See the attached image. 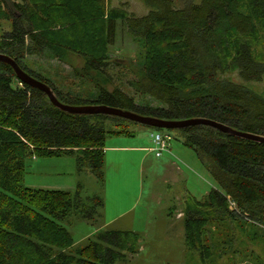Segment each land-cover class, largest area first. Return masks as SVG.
Segmentation results:
<instances>
[{
    "label": "trees",
    "instance_id": "16d2710c",
    "mask_svg": "<svg viewBox=\"0 0 264 264\" xmlns=\"http://www.w3.org/2000/svg\"><path fill=\"white\" fill-rule=\"evenodd\" d=\"M142 1L153 9L135 16L126 3L114 7L111 0H0V53L50 85L64 104L105 105L169 120L205 117L264 136V95L222 77L235 72L247 82L264 80V0ZM117 20L143 51L144 63L135 65L129 86L160 106L139 105L122 89L104 86L111 81L105 68L118 64L109 53ZM67 52L84 60L86 74L102 78L94 98L60 90L24 63L27 55L64 60ZM106 121L137 123L66 112L0 61V264H112L137 250L140 234L132 230H107L100 241L74 247L63 223L73 208L91 218L101 198L93 196L90 208L78 187L31 188L23 181L26 159L39 155H74L78 171H98L106 133L123 132L107 131ZM163 130L191 148L218 185L201 199L186 195L188 249L205 263L259 243L261 251L248 255L264 264V142L205 124Z\"/></svg>",
    "mask_w": 264,
    "mask_h": 264
},
{
    "label": "rangeland",
    "instance_id": "374dc122",
    "mask_svg": "<svg viewBox=\"0 0 264 264\" xmlns=\"http://www.w3.org/2000/svg\"><path fill=\"white\" fill-rule=\"evenodd\" d=\"M175 2L179 5L181 0ZM194 2L199 3L200 0ZM8 4L12 5L11 0H8ZM122 4L135 16L145 15L153 9L142 0H111L114 7ZM12 11L16 14L15 10ZM1 26L8 29L9 22L2 21ZM109 53L118 64L111 62L105 68L111 81L107 84L104 82V86L108 90L115 87L122 89L139 105L160 106L157 101L137 93L129 86L135 65L144 63L143 51L120 20L116 22L115 40L109 46ZM64 58L59 60L50 54L27 55L24 63L53 81L56 88L86 99L94 98L97 94L95 85L102 78L93 72L86 74L81 70L84 60L80 56L67 52ZM222 77L247 85L264 95V80L247 82L235 72L224 73ZM105 129L123 132L106 133L103 164L96 172L78 171L74 155H39L26 159L23 180L26 186L62 190L78 187L83 201L90 208L94 206L91 200L93 196L101 198L102 203L91 218H83L78 209L73 208L68 220L63 223L73 236L74 247L100 241L98 236L107 230H132L140 234L139 247L134 253H127L112 264H255L248 253L250 250L259 253V243L240 246L238 249L241 252L236 256L228 252L205 263H201L196 252L188 249L183 218L186 195L188 193L201 199L218 185L195 152L184 145L179 137L173 138L171 135L170 149L157 157L152 150L142 147L150 149L151 134L165 130L130 121L119 124L106 121ZM99 171L100 175H97ZM246 230L250 235L248 226ZM223 240L220 239L221 244Z\"/></svg>",
    "mask_w": 264,
    "mask_h": 264
},
{
    "label": "water",
    "instance_id": "95a60500",
    "mask_svg": "<svg viewBox=\"0 0 264 264\" xmlns=\"http://www.w3.org/2000/svg\"><path fill=\"white\" fill-rule=\"evenodd\" d=\"M0 61H3L7 64H9L17 78L21 80L22 82L36 87L43 91L50 102L66 111L69 113H74V114H107V115H114L122 118H126L128 120H132L138 123H141L143 125H147L150 127H157V128H162V129H176V128H182V127H187V126H192V125H197V124H205V125H210L214 128H217L223 132L241 136L244 138H248L251 140H256V141H261L264 142V136L250 133V132H243L236 130L226 124H223L221 122H218L213 119L205 118V117H191V118H186V119H178V120H169V119H161L158 117L154 116H147V115H141L133 111L129 110H123L120 108H114V107H109L105 105H98V104H86V105H69V104H64L60 102L57 97L55 96L53 90L51 89L50 86H48L46 83L39 81L38 79L34 78L33 76L29 75L26 71H24L18 63L11 57L1 54L0 53Z\"/></svg>",
    "mask_w": 264,
    "mask_h": 264
},
{
    "label": "built area",
    "instance_id": "2783aa9c",
    "mask_svg": "<svg viewBox=\"0 0 264 264\" xmlns=\"http://www.w3.org/2000/svg\"><path fill=\"white\" fill-rule=\"evenodd\" d=\"M172 136L168 132L156 131L151 134L152 147L150 148L158 157L162 155L165 150L170 149Z\"/></svg>",
    "mask_w": 264,
    "mask_h": 264
},
{
    "label": "crops",
    "instance_id": "0c3cea01",
    "mask_svg": "<svg viewBox=\"0 0 264 264\" xmlns=\"http://www.w3.org/2000/svg\"><path fill=\"white\" fill-rule=\"evenodd\" d=\"M142 148H146L148 150H151V149H149V147H142ZM40 188H42V187H40ZM43 189H60V188H43ZM67 189H72V188H67Z\"/></svg>",
    "mask_w": 264,
    "mask_h": 264
}]
</instances>
